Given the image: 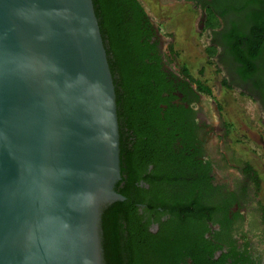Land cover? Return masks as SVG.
<instances>
[{
    "label": "water",
    "instance_id": "95a60500",
    "mask_svg": "<svg viewBox=\"0 0 264 264\" xmlns=\"http://www.w3.org/2000/svg\"><path fill=\"white\" fill-rule=\"evenodd\" d=\"M119 181L92 0H0V264H104Z\"/></svg>",
    "mask_w": 264,
    "mask_h": 264
},
{
    "label": "flooded vegetation",
    "instance_id": "af4514ba",
    "mask_svg": "<svg viewBox=\"0 0 264 264\" xmlns=\"http://www.w3.org/2000/svg\"><path fill=\"white\" fill-rule=\"evenodd\" d=\"M136 1L148 18L146 30L153 34L151 44L157 41L156 52L161 58V70L167 81V87L162 92L167 104L160 105V115L162 118L168 115L165 131L171 134L166 138L167 149L178 157L179 164L168 184L159 181L155 167L148 164L140 170L127 191L124 190L126 196L121 190L127 187V177L122 178L120 174V187L116 189L115 186V192L124 198L120 203L136 208L141 224L153 235H157L160 229H168L169 224L177 220L186 221V240L192 243L201 256L208 251L212 264H264V259L254 249L257 244L252 241L251 226L254 228L256 221L243 208L250 203L247 193L249 186L254 185L253 171L248 164L239 169L243 179L241 182L245 184L241 186L237 185L238 182L233 183L227 174L223 176L236 165L227 160L223 152L219 159L221 162L217 161L215 154L208 148L212 134L219 135L223 129L218 130L199 117L198 102L204 95L197 92L195 84L167 67L165 51L162 49V29L151 18L142 0ZM176 1L199 10V32L209 33L211 46L216 48L214 59L228 81V90L238 91L256 104L260 123L264 127V46L256 53V58H249L244 44L239 45L247 58L245 63L255 66L254 71L249 72L252 75L248 73L244 77L241 74L242 63L229 51L225 42L233 30L244 34L250 30L248 24L244 28L241 23L239 15L243 12L236 13L235 9H231L234 0ZM208 10L213 11L218 19L219 26L214 29L206 27ZM149 54L153 55L151 50ZM215 110L221 112L218 107ZM223 127L225 133L222 137L228 136L231 139L229 147H236L233 132H229L233 127L228 124ZM243 153L247 156L246 152ZM180 206H183V212ZM171 211H177L178 217H172ZM259 238L263 239L264 234ZM184 260L186 264H193L188 257Z\"/></svg>",
    "mask_w": 264,
    "mask_h": 264
},
{
    "label": "trees",
    "instance_id": "16d2710c",
    "mask_svg": "<svg viewBox=\"0 0 264 264\" xmlns=\"http://www.w3.org/2000/svg\"><path fill=\"white\" fill-rule=\"evenodd\" d=\"M92 3L114 84L120 174L122 178L127 177V187L121 192L126 196L124 190L127 191L140 170L148 164L155 167L158 180L168 184L179 162L178 157L167 149L166 138L171 134L165 131L168 115L162 118L159 108L167 104L162 97L167 81L161 70V58L156 52L157 41L151 44L153 34L146 30L148 18L136 0H92ZM234 3L231 9L236 13L243 12L239 15L241 23L244 28L248 24L250 30L246 34L233 30L225 42L229 51L242 63L241 74L247 77L255 66L245 63L247 58L239 45L244 44L249 58H256V53L263 48L264 0H234ZM208 11L206 27L214 29L219 26L218 19L213 11ZM150 50L153 55L149 54ZM215 54L214 46L207 49L208 58ZM179 74L195 84L200 94L212 95L210 86L193 79L185 67ZM257 177L252 172L253 182L258 181ZM119 187L117 183L116 189ZM160 207L166 209L163 205ZM177 211L170 212L172 217H178ZM180 211L183 212V206H180ZM181 220L170 223L168 229H160L157 235H153L141 224L132 205L111 204L101 215L104 264H186L185 257L190 258L193 264H212L208 251L201 256L186 240V221Z\"/></svg>",
    "mask_w": 264,
    "mask_h": 264
},
{
    "label": "rangeland",
    "instance_id": "374dc122",
    "mask_svg": "<svg viewBox=\"0 0 264 264\" xmlns=\"http://www.w3.org/2000/svg\"><path fill=\"white\" fill-rule=\"evenodd\" d=\"M142 2L162 29V49L165 51L167 67L174 72H180L185 67L193 79L201 80L211 88L212 95H204L198 102L199 117L218 130L223 129L219 133L216 131L219 135L213 133L208 142V148L215 154L217 161H220L223 152L226 159L236 165L223 176L227 174L233 183L238 182V186L245 185L241 182L243 179L239 169L247 164L258 175V181L249 186L247 195L250 203L243 208L256 221V226H251L252 241L257 244L254 248L256 253L264 259V238H259L264 234V127L260 123L257 106L238 91L228 90V81L224 78L222 68L214 57H207V49L211 47L210 35L207 31L199 32L198 9L194 10L176 0ZM217 107L220 113L216 112ZM225 124L233 127L229 132H233L234 148L229 147L231 139L228 136L222 137Z\"/></svg>",
    "mask_w": 264,
    "mask_h": 264
}]
</instances>
